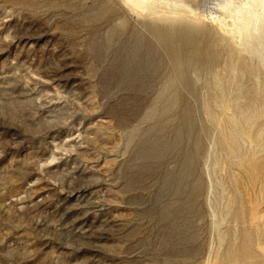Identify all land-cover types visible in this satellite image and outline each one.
<instances>
[{"label": "rangeland", "instance_id": "374dc122", "mask_svg": "<svg viewBox=\"0 0 264 264\" xmlns=\"http://www.w3.org/2000/svg\"><path fill=\"white\" fill-rule=\"evenodd\" d=\"M219 1L0 0V264H264V41Z\"/></svg>", "mask_w": 264, "mask_h": 264}, {"label": "bare ground", "instance_id": "6f19581e", "mask_svg": "<svg viewBox=\"0 0 264 264\" xmlns=\"http://www.w3.org/2000/svg\"><path fill=\"white\" fill-rule=\"evenodd\" d=\"M130 1L135 6H137L138 9H140V10H144L146 8L151 9V11L153 12V14L155 16L159 15V13L162 12L163 10L167 11L170 14L186 12V13H189V15H190V13H191V15H190L191 17H193L194 14L198 13L196 3L199 0H196V1H194V0H130ZM188 1H190L191 4ZM193 2H196V3H193ZM220 2H221V0L219 1V3L217 2L218 6H216L220 9V11L223 12L222 14L224 15V17H222V18H218L217 17L218 15L216 16V18H218L220 20V22H224L227 18H232V22H233L234 26L237 27L238 33L240 35H246L247 37H250V36H253V35H256L259 33L262 35V41H264V0H223V2H221V3ZM186 13H184V14H186ZM215 14H217V13H215ZM151 15H152V13H151ZM151 18H152V16H151ZM193 18H197V16L193 17ZM213 117H214V115H213ZM243 129H244V127H243ZM243 129H242V131H243ZM228 132H229V130H228ZM244 135H245V133L244 134H233V135H231L229 133L227 134V132H226L225 141L227 142V150H228L229 155L233 154V157H238V156H236V154H237V151L240 150L241 145H242V144H240L239 138L244 139V137L246 136V135L245 136ZM248 135H249V137H251L250 133H248ZM223 136H224V134H223ZM247 137L248 136H246V138ZM244 141H245V139L242 142H244ZM255 144H256V142H255ZM255 148L257 149V146H255L254 149ZM251 150H253V149H251ZM248 151H250V150H248ZM243 156H245V155H243ZM243 156H241V160H242ZM244 160H245V158L243 159L242 162H244ZM255 160H256V158H255ZM239 162H240V160H239ZM257 212H258V210H257ZM254 214H255V211H254ZM255 220H258V218ZM259 224H258V226H259ZM261 228H263V227H260V229ZM253 229H255V228H253ZM252 231H254V230H252ZM257 232H255V233H257ZM258 235H259V233H258ZM252 238H254V235ZM258 241H259V239H258ZM258 241H257V244H258ZM254 242H256V241H254ZM261 245L262 244H260V246ZM256 264H257V262H256Z\"/></svg>", "mask_w": 264, "mask_h": 264}]
</instances>
